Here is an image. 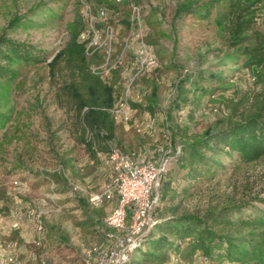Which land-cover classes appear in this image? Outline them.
<instances>
[{"label": "trees", "instance_id": "16d2710c", "mask_svg": "<svg viewBox=\"0 0 264 264\" xmlns=\"http://www.w3.org/2000/svg\"><path fill=\"white\" fill-rule=\"evenodd\" d=\"M98 1L97 5L87 2L94 8V14L100 8L107 10L108 21L117 28V53L122 45L118 41L119 34L130 24L129 16L121 14L120 6H128L135 0ZM173 15L175 18L192 15L198 21L211 22L215 35L224 41L222 46H206L205 51L199 53L203 59L213 53L216 64L184 73L171 98V106L177 112L190 103L195 109L187 115V121L170 122L168 140L174 159L166 161L165 170L154 187L157 199L152 215L156 222L142 236L139 246L124 264L161 263L171 255L182 256L187 264L195 263V260L202 264H264V171L256 169L264 161V0H181ZM74 21L69 40L48 63L52 78L60 66L67 71L68 79L62 82L56 96L70 117L68 129L75 134V141L88 164L103 159L108 164L110 145L136 160L140 149L143 150L142 141L139 145L127 146L117 135L119 119L110 110L117 105L127 79L134 73L137 45L133 46L132 54L125 52L122 65L113 73L96 75L91 68L101 60V55L86 56L85 40L80 36L86 29V21L76 18ZM95 25L100 27L102 20H95ZM43 59V53L35 46L0 36V78H11L18 66ZM155 68L141 73L134 83L133 92L139 93L141 99L131 101L129 123L133 125L138 110L153 112L156 106L155 82H152L148 96L147 91L141 93L138 87L135 89L143 78L153 80ZM144 96L145 104L137 103ZM206 97L208 101L218 100V104L201 111ZM169 116L171 120V113ZM201 121L205 123L198 129ZM148 157L158 161L154 154ZM59 166L58 172L39 171L15 176L12 184L23 186L24 178L31 175L36 181L35 187L42 181L51 186L61 181L63 187L57 189L68 188L84 213L78 225L90 224L101 236L89 248L98 251L101 244H107L109 231L103 222L106 216L101 215L98 208L116 197L93 206L88 197L72 185L86 187L85 184L74 181L65 167ZM108 166L112 179L113 172ZM18 169V166L9 168L13 172ZM222 184L228 190L214 198L216 189ZM202 191L209 194L205 206H194L191 210L180 208L183 199ZM47 201L53 208L59 206L53 199L47 198ZM38 204L45 207L47 203L43 200ZM44 217L45 214L41 220L43 230L38 236L40 245L31 242L34 248L42 251L37 255L41 264H46V255L54 259V263L65 260L85 264L87 260L77 251H67L66 246L60 248L61 243L68 241L66 235L59 237L56 250H50L53 238L49 237ZM4 237L7 235L0 233L1 243L12 240ZM23 251L21 246L15 264H25L19 259Z\"/></svg>", "mask_w": 264, "mask_h": 264}, {"label": "rangeland", "instance_id": "374dc122", "mask_svg": "<svg viewBox=\"0 0 264 264\" xmlns=\"http://www.w3.org/2000/svg\"><path fill=\"white\" fill-rule=\"evenodd\" d=\"M87 1H92L91 3L95 5L99 4L98 0ZM87 1L0 0V36L6 35L33 45L43 53L44 57L42 62L18 66L17 72L11 78H0V200L3 202L0 218H10V209L15 208L14 197L23 201L25 206L21 208L23 213L39 207L45 212L44 221L48 225L49 237L53 238V241H50L52 247L50 250H56L59 237L66 235L68 241L61 243L60 248L66 246L67 251H77V254L87 260L85 264H100L99 254L97 252V254H89L88 251L101 236L90 224L78 225L80 224L78 222L83 220L84 213L68 188L57 189L63 187L61 181L59 183L56 181V186L42 181L39 187H35L36 181L31 175L24 178L25 185L11 191L15 176L20 177L39 171L58 172L59 165L65 167L74 181L84 183L92 192L98 191L102 185L112 180L105 159L102 160L103 162L88 164L83 157L81 147L75 141V134L70 133L68 129L70 117L65 108L61 107L62 103L56 96V93L61 91L62 82L68 79L67 71L60 66L56 76L52 78L48 69V63L69 40L70 29L75 24L74 19H81L83 22L82 2ZM180 1L135 0L128 6H120L121 14L124 16L131 15L133 5L139 7L144 38L153 47L158 58V66L152 74L153 80L145 77L135 88L138 87L141 93L147 91L148 96L155 82L156 106L153 112L148 109L138 110L139 119L143 122L140 131L133 123L128 122L126 125L128 134L136 140H141L151 151L150 155L154 154L159 164L165 160L172 162L174 159L168 140L170 122L174 124L187 121V115L195 109L192 103L179 112L171 106V98L180 84V79L197 68L215 65L217 60L213 57V53H210L206 59L199 57V53L204 52L206 46H222L224 41L215 35V28L211 22L198 21L192 15L175 18L174 10ZM78 13L81 14V18L78 17ZM128 33L129 28L124 27L118 41L123 42ZM133 41L127 49L129 54H132L137 45L136 39ZM145 102L144 96L137 103L145 104ZM217 102L218 100L208 101L207 97L204 98L201 111L216 106ZM142 111L147 112L144 119L141 115ZM196 113L200 114L198 111ZM150 121L154 122L153 127L146 126ZM204 123V121L199 122L197 128L202 127ZM121 126L122 121L119 120L118 127ZM13 166L19 167L17 172L9 170ZM256 169L264 171V161ZM64 187L66 188L65 185ZM224 190L228 189L222 184L216 189L217 194L214 198ZM207 193L202 191L192 197L188 196L183 199L180 208L191 210L194 206H205L209 195ZM47 198L57 201L59 206L53 208ZM43 200L47 203V207L38 204ZM110 206L111 202L104 204L98 208L99 213L105 216ZM30 231L34 238L33 228ZM6 238L17 240L19 245L26 249L19 257L22 263L41 264L37 255L42 251L34 248L31 243H23L17 231L4 237ZM50 258L46 255V264H78L65 260L54 263V259ZM143 264H187V261L182 256L171 255L165 262ZM192 264L202 263L195 260Z\"/></svg>", "mask_w": 264, "mask_h": 264}, {"label": "built area", "instance_id": "2783aa9c", "mask_svg": "<svg viewBox=\"0 0 264 264\" xmlns=\"http://www.w3.org/2000/svg\"><path fill=\"white\" fill-rule=\"evenodd\" d=\"M82 14L86 21V29L80 36L85 40L86 56L90 58L95 54L101 55V60L91 68L96 75L108 76L113 73L122 65L131 40L137 41L134 73L127 79L117 105L110 110L117 119L127 123L132 114L131 101L141 99L139 93L133 92L137 77L158 65L157 56L144 38L140 9L136 5L132 6L129 16V33L117 53H115L117 28L114 23L108 21L107 10L100 8L94 14L92 6L82 2ZM95 20H102V25L96 26ZM142 125V122L134 123L138 131L141 130ZM107 162L112 169L113 178L110 183L102 185L98 191H89L86 187L75 183L72 185L75 190L85 194L93 206H100L106 200L116 197V206L103 220L105 226L109 228L106 234L107 244H101L100 250H89L88 253L97 252L100 264H124L130 253L139 246L142 236L156 222L152 215L157 199L154 187L165 170L166 160L161 164L149 158L138 161L124 154L115 145H110ZM44 213L36 208L29 209L25 213L21 210H11L10 222L5 226L0 225V233L10 235L20 230L23 220L28 218L33 224L35 234L32 243L40 245L38 236L43 230L41 220ZM20 248L21 245L17 240L0 242V264H15Z\"/></svg>", "mask_w": 264, "mask_h": 264}, {"label": "crops", "instance_id": "0c3cea01", "mask_svg": "<svg viewBox=\"0 0 264 264\" xmlns=\"http://www.w3.org/2000/svg\"><path fill=\"white\" fill-rule=\"evenodd\" d=\"M136 113H137V110L134 111V115ZM141 115H142V118L144 119L146 117V115H147V112L142 111ZM139 118H140V115H137L135 117V122H141L140 121L141 119H139ZM153 121H150V123L148 122L146 126L147 127H152L153 123H154ZM128 133L129 132H128V127H127L126 123H122L121 127H117V135L119 136L120 139L123 140V142L127 146L139 145L141 143L139 139L136 140V139L132 138ZM142 147H143V150L140 149L141 151L138 152V157L136 158V160H138V161L142 160L144 158H149L148 156H150V154H151V151H149V149L146 148L147 146H145L143 144ZM18 187H22V186L16 185L15 183L11 184V189H12L11 191L15 190ZM13 201H14V204H15V208L10 209V211L11 210H18L19 211V210H21V208L25 207L23 201L17 199V197H14ZM2 205H3V202H2V200H0V208H1ZM115 206H116V199L111 202L110 210H109V212L106 213V215L109 214ZM9 222H10V218H7V219L0 218V225L1 226L8 225ZM32 225L33 224L31 222V220L28 219V218H25L23 220L22 224H21V229L17 231L19 238L22 239V242L25 243V244H29V243L32 242L33 237H32V233L30 231V229L32 228ZM25 251H26V249L24 248V253H25Z\"/></svg>", "mask_w": 264, "mask_h": 264}]
</instances>
